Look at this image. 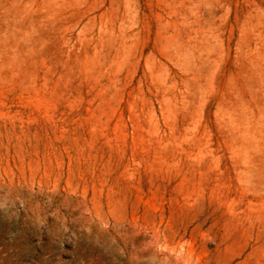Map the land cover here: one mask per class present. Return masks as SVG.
I'll return each mask as SVG.
<instances>
[{
    "label": "rangeland",
    "instance_id": "obj_1",
    "mask_svg": "<svg viewBox=\"0 0 264 264\" xmlns=\"http://www.w3.org/2000/svg\"><path fill=\"white\" fill-rule=\"evenodd\" d=\"M0 264H264V0H0Z\"/></svg>",
    "mask_w": 264,
    "mask_h": 264
}]
</instances>
